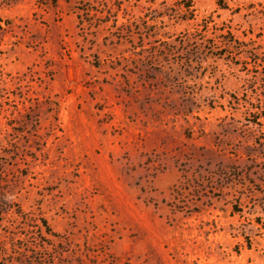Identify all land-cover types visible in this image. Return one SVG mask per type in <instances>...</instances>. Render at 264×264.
Returning a JSON list of instances; mask_svg holds the SVG:
<instances>
[{
    "label": "rangeland",
    "instance_id": "1",
    "mask_svg": "<svg viewBox=\"0 0 264 264\" xmlns=\"http://www.w3.org/2000/svg\"><path fill=\"white\" fill-rule=\"evenodd\" d=\"M182 2L0 0V264H264V0Z\"/></svg>",
    "mask_w": 264,
    "mask_h": 264
},
{
    "label": "trees",
    "instance_id": "2",
    "mask_svg": "<svg viewBox=\"0 0 264 264\" xmlns=\"http://www.w3.org/2000/svg\"><path fill=\"white\" fill-rule=\"evenodd\" d=\"M193 2H192V0H184V2H182V3H180V10H181V13L183 14L182 16H184V18H185V20H188V19H186V15L187 14H192L193 13V10H192V8H193ZM125 28L126 29H132V25H125ZM0 206H1V204H0Z\"/></svg>",
    "mask_w": 264,
    "mask_h": 264
}]
</instances>
